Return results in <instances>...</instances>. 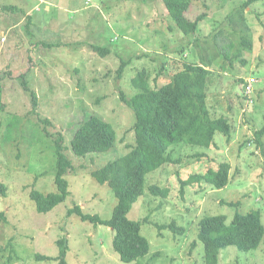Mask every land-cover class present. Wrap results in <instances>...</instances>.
<instances>
[{
  "label": "rangeland",
  "instance_id": "rangeland-1",
  "mask_svg": "<svg viewBox=\"0 0 264 264\" xmlns=\"http://www.w3.org/2000/svg\"><path fill=\"white\" fill-rule=\"evenodd\" d=\"M243 1L192 0L188 19L205 13L194 41L195 36L177 29L161 0H0V262L58 264L57 241L65 239V264H132L114 251L111 228L67 215V210L78 204L102 219L112 214L116 197L91 172L134 145V114L120 99V92L128 98L137 92L131 78L145 69L151 87L160 86L184 62H199L200 56L213 53L206 103L213 116L228 119L231 134L216 132L210 147L174 143L170 151L175 161L146 175L144 194L127 214L142 221L141 234L150 243L149 252L135 262L205 264L197 238L198 221L205 215L223 214L229 222L236 211L259 210L264 225V135H255L264 122V0L244 10L248 32L234 21ZM216 33L221 42L225 37L232 44L222 51L215 48ZM241 36L251 40V49L240 48ZM92 45L108 52L101 55ZM121 60L127 63L117 78ZM22 77L36 95L35 108ZM250 77L256 81L246 94ZM90 117L110 124L113 144L106 151L77 156L70 139ZM55 145L71 163L64 175L69 193L40 213L30 193L56 190ZM225 161L230 170L224 187L200 182L181 192L182 179ZM154 184L167 187V196L151 195L148 187ZM171 223L183 232L156 226ZM218 263L264 264V241L249 251L226 246Z\"/></svg>",
  "mask_w": 264,
  "mask_h": 264
},
{
  "label": "trees",
  "instance_id": "trees-1",
  "mask_svg": "<svg viewBox=\"0 0 264 264\" xmlns=\"http://www.w3.org/2000/svg\"><path fill=\"white\" fill-rule=\"evenodd\" d=\"M258 0H244L237 8V17L234 20L241 28V32L249 31L245 22L244 10ZM170 19L177 29L185 36L193 37L198 32L199 24L205 13L199 14L195 19H188L186 11L192 0H161ZM14 7L7 6V9ZM229 20L233 21L231 15ZM219 33L214 34L216 43L214 47H224L232 42L225 37L219 40ZM197 41V36L194 37ZM240 48L251 49L250 39L241 36ZM92 48L101 55L108 52V48L92 45ZM179 51H182L180 49ZM239 53V52H238ZM221 54V53H220ZM224 57L228 53L224 51ZM236 56V55H235ZM216 53L208 58L200 56L199 62H184L182 68L174 72L169 81L156 87H151L149 73L145 69L139 70L131 78V85L137 89L131 97L120 92V99L134 114V145L130 150L91 172L94 179L106 183L116 197V204L108 219H102L98 214L86 213L75 204L67 210V215L75 214L82 221H89L94 225L103 224L113 230L112 246L123 262H135L139 257L145 256L150 249V243L141 234L140 220H132L127 214L133 203L144 194L146 175L160 168L164 164L174 162L170 146L174 143H185L210 147L214 143V134L222 133L226 137L231 134L230 124L225 116H213L206 103V87L210 68ZM126 61L121 60L117 68V78H120ZM160 73V72H159ZM158 73V74H159ZM24 76V75H21ZM158 76V75H157ZM22 80L24 90L28 91L33 108L36 106V95L29 87L25 77ZM157 78V77H156ZM0 83V110L3 108ZM256 137L264 135V122L255 131ZM114 130L110 124L101 118L90 117L78 124L72 138L70 148L77 156H84L92 152L106 151L113 144ZM55 169L54 183L56 190L42 193L32 190L30 198L36 210L45 213L63 202L69 193L68 181L65 172L71 167L66 155L61 152L59 145L54 147ZM229 162L219 163L217 169L209 168L202 173H193L187 179L181 180V192L186 185L205 182L214 188H222L229 181ZM0 192L4 193V185H0ZM148 192L153 196L166 197L167 187L150 185ZM0 216H3L0 212ZM171 223L168 226L156 224L158 229L169 227L171 230L179 229ZM197 238L203 244V257L205 264H219L218 255L222 248L233 245L242 251L256 249L264 241V225L261 222L259 210H250L246 213L234 212L231 220L223 214L205 215L198 221ZM59 244L58 264H65L67 246L65 239L57 241ZM41 258L51 259V257ZM0 264H10L8 261Z\"/></svg>",
  "mask_w": 264,
  "mask_h": 264
},
{
  "label": "built area",
  "instance_id": "built-area-1",
  "mask_svg": "<svg viewBox=\"0 0 264 264\" xmlns=\"http://www.w3.org/2000/svg\"><path fill=\"white\" fill-rule=\"evenodd\" d=\"M256 81L255 78L250 77L246 79V85H245V93L249 94L252 91L253 83Z\"/></svg>",
  "mask_w": 264,
  "mask_h": 264
}]
</instances>
